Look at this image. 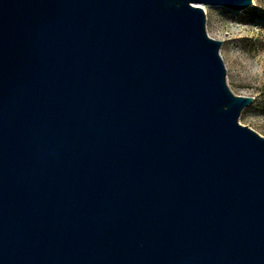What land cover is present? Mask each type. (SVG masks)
Wrapping results in <instances>:
<instances>
[{"label": "water", "instance_id": "water-1", "mask_svg": "<svg viewBox=\"0 0 264 264\" xmlns=\"http://www.w3.org/2000/svg\"><path fill=\"white\" fill-rule=\"evenodd\" d=\"M0 0V264H264V136L201 4Z\"/></svg>", "mask_w": 264, "mask_h": 264}, {"label": "rangeland", "instance_id": "rangeland-1", "mask_svg": "<svg viewBox=\"0 0 264 264\" xmlns=\"http://www.w3.org/2000/svg\"><path fill=\"white\" fill-rule=\"evenodd\" d=\"M201 5L208 35L221 40L230 89L253 98L241 110L238 121L264 136V0H252L246 11Z\"/></svg>", "mask_w": 264, "mask_h": 264}, {"label": "trees", "instance_id": "trees-1", "mask_svg": "<svg viewBox=\"0 0 264 264\" xmlns=\"http://www.w3.org/2000/svg\"><path fill=\"white\" fill-rule=\"evenodd\" d=\"M249 8H251V7H247V8L245 9V11H246L247 9H249Z\"/></svg>", "mask_w": 264, "mask_h": 264}]
</instances>
